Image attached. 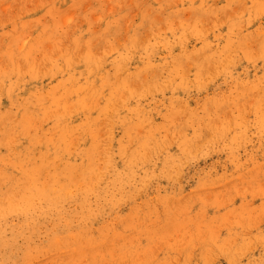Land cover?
I'll list each match as a JSON object with an SVG mask.
<instances>
[{"label":"rangeland","instance_id":"1","mask_svg":"<svg viewBox=\"0 0 264 264\" xmlns=\"http://www.w3.org/2000/svg\"><path fill=\"white\" fill-rule=\"evenodd\" d=\"M0 196V264H264V0H0Z\"/></svg>","mask_w":264,"mask_h":264},{"label":"bare ground","instance_id":"2","mask_svg":"<svg viewBox=\"0 0 264 264\" xmlns=\"http://www.w3.org/2000/svg\"><path fill=\"white\" fill-rule=\"evenodd\" d=\"M73 185L76 186V183H74ZM51 191H53V193L55 195H60L61 193H69L68 187H55V188L53 187V189ZM26 198H28V197L22 198L23 199V201L21 202L22 206H30L31 205L30 200H28ZM5 201L7 202V198L0 196V203H3ZM1 211L3 212V210H0V213H1ZM9 211H11V210H9ZM262 241L264 243V239H262ZM75 243H78V241H75ZM59 244L60 243H58L56 245H59ZM251 245L252 244H250L249 242H247V243L228 242V243H225L226 248L224 249V247L222 246V247H220V250L223 252L225 251V253L228 255V257L232 258V257H235V255H246V254H248ZM25 256L27 257V254ZM252 264H255V263H252Z\"/></svg>","mask_w":264,"mask_h":264}]
</instances>
